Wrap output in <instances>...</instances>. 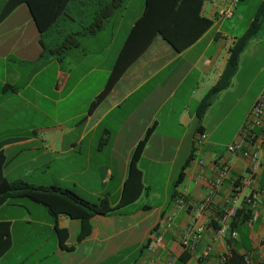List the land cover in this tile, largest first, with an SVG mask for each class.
<instances>
[{
  "label": "crops",
  "instance_id": "1",
  "mask_svg": "<svg viewBox=\"0 0 264 264\" xmlns=\"http://www.w3.org/2000/svg\"><path fill=\"white\" fill-rule=\"evenodd\" d=\"M207 1L201 14L213 23L198 39L177 52L155 37L90 112V103L104 87L146 0H138V8L127 19L120 12L124 6L120 8L118 27L108 38L104 33L114 14L99 31L80 35L78 45L61 58L50 50L61 35L79 31L73 28V7H68L58 26L45 33L38 31L25 4L0 21L4 176L13 182L69 188L88 201L107 197L111 206L107 213L90 218V234L78 240L79 220L63 214L55 217L45 205L25 196L9 197L0 203V221L9 222L11 244L0 264H161L171 256L172 264H217L224 239L213 242L204 260L196 261L199 248L184 260L177 227L188 223L197 202L210 191L209 180L215 177L216 160L221 156L229 162V175L213 192L208 208L195 214L208 226L203 242L213 241L211 228L219 225L223 210L231 204L234 181L247 178L250 184L243 187L238 205L243 197L256 193L250 207L256 217L238 227L232 248L252 264L264 262V141L259 140L260 168L255 173L247 159L226 152L250 108L264 94V0L258 5L259 30L241 52L230 84L213 95L200 113V101L219 78L228 48L247 28H236L240 5L247 0L232 6L229 17L220 12L230 0ZM54 30L60 32L54 34ZM151 126L135 165L137 179L130 175L132 151ZM263 131L256 129L258 134ZM200 133L206 137L196 145ZM177 163L181 165L175 169ZM180 191L187 196V208L175 215L174 227L164 233L162 246L147 250L174 194ZM55 223L67 229L65 244L72 249L60 246Z\"/></svg>",
  "mask_w": 264,
  "mask_h": 264
},
{
  "label": "trees",
  "instance_id": "2",
  "mask_svg": "<svg viewBox=\"0 0 264 264\" xmlns=\"http://www.w3.org/2000/svg\"><path fill=\"white\" fill-rule=\"evenodd\" d=\"M73 1L75 0H4L0 8V21L18 5L25 4L38 31L45 33L58 26L60 20L67 14L70 3ZM125 1L106 0L103 3L91 1L96 7L92 13L91 21L86 26H83L82 30L64 34L63 38L60 39L59 43L50 52L61 58L67 49L78 45L80 35L93 34L103 28L106 21L117 10L123 7ZM205 1L207 0H146L143 12L130 27L107 81L104 87L92 99L88 112L92 111L108 94L126 69L149 47L155 37H161L177 52L182 51L198 39L213 23L212 19L201 14ZM259 27L260 16L259 10H257L244 33L235 38L233 44L228 48V56L219 78L200 101V113L210 104L213 95L230 84L232 77L236 73L241 52L246 47L249 39L258 32ZM188 28H194V31L190 32ZM5 89L10 88L5 86ZM11 89L13 90V88ZM152 129L153 126L147 129L144 137L138 141L132 151L130 175H134L137 179L139 178V174L136 171L135 165ZM5 162V156L0 151V203L12 196H25L45 205L48 211L55 217L63 214L69 218L77 219L80 221V231L77 235L78 240L90 234V218L93 215L105 214L111 209L107 197L99 198L96 201H88L77 195L73 190L58 185L40 186L33 185L24 180L9 181L3 173ZM184 167L179 173L176 184L183 175ZM252 215V209L246 201H243L236 209L234 216L229 220L230 228L237 230L240 225L250 221ZM55 230L60 246L65 249H72V246L65 244L68 238L67 229L59 227L55 223ZM10 244L9 222L0 221V257L8 250ZM190 254L188 251H182L180 258L187 260ZM245 256L232 248L225 264H252L246 262ZM255 264H264V262Z\"/></svg>",
  "mask_w": 264,
  "mask_h": 264
},
{
  "label": "built area",
  "instance_id": "3",
  "mask_svg": "<svg viewBox=\"0 0 264 264\" xmlns=\"http://www.w3.org/2000/svg\"><path fill=\"white\" fill-rule=\"evenodd\" d=\"M240 0H230L229 6L223 9L220 14L223 17H229L232 14V6L237 4ZM261 128L264 130V94H261L259 98L254 102L250 108L248 115L243 123L242 128L238 132L234 140L226 147V152L231 154H239L244 159L249 161V168L252 173H255L260 168L259 160V148L260 142L264 141V131L261 134L256 132V129ZM206 135L204 133L198 134L196 138V145H199ZM260 140V142H259ZM199 165L202 167L203 160H199ZM230 172L229 162L224 157H219L216 160V174L215 177L209 180L210 191L208 194L197 202L195 206V214L203 213L213 201V192L222 184L223 180L228 177ZM250 184V179L242 178L238 181H234L231 188L230 200L231 204L223 210L222 215L219 218V225L211 228L212 242H203L206 235L208 226L199 222L195 217V214L190 217L188 223L184 226L177 227L178 233V245L182 251H188L191 254L196 255V261L205 259L209 256L213 249V242L220 238L224 239V252L220 253L217 264H225L230 250L232 249V242L238 237L236 230L230 228L229 220L234 216L238 205V200L241 196L243 187ZM256 193H251L243 197V201H246L249 207L253 206ZM187 196L184 192H176L172 198V204L170 209L164 214L162 222L157 225V229L154 231L151 239L147 244V250L153 252L158 247L162 246L164 233L174 227V218L179 210L186 209ZM256 216L253 214L252 218ZM203 243V244H202ZM245 260L249 263V258L245 256ZM174 257L171 256L162 261L161 264H172Z\"/></svg>",
  "mask_w": 264,
  "mask_h": 264
},
{
  "label": "rangeland",
  "instance_id": "4",
  "mask_svg": "<svg viewBox=\"0 0 264 264\" xmlns=\"http://www.w3.org/2000/svg\"><path fill=\"white\" fill-rule=\"evenodd\" d=\"M208 2V1H207ZM259 0H247L245 3L240 5V15L241 19L237 20L236 22V28L238 29H245L248 25V21L252 15H254L258 10ZM122 11H120L124 18L127 19L130 17V15L138 8V0H126L123 4ZM73 11L71 14L74 17L73 21V28L74 30H82L83 26H86L90 21L92 17V13L94 11L95 4L91 2V0H75L70 3L69 8ZM118 10L114 13L112 19L108 22L106 25V31H105V38H108L111 34V31L113 29H116L118 27V19H120V15H118ZM59 28V27H58ZM62 28V27H61ZM242 31V30H241ZM60 31L54 30V34H58ZM64 35V34H63ZM63 35L60 36V38H63ZM118 36V35H117ZM178 165H181L180 163L175 164V169L178 167Z\"/></svg>",
  "mask_w": 264,
  "mask_h": 264
}]
</instances>
